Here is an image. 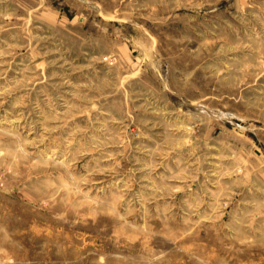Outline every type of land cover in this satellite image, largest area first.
<instances>
[{"label":"rangeland","instance_id":"rangeland-1","mask_svg":"<svg viewBox=\"0 0 264 264\" xmlns=\"http://www.w3.org/2000/svg\"><path fill=\"white\" fill-rule=\"evenodd\" d=\"M0 264H264V0H0Z\"/></svg>","mask_w":264,"mask_h":264}]
</instances>
